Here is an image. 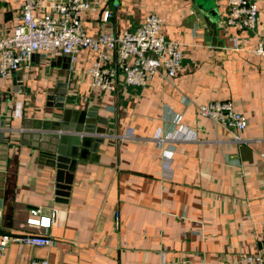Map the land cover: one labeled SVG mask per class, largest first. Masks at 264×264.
Wrapping results in <instances>:
<instances>
[{
    "label": "crops",
    "instance_id": "1",
    "mask_svg": "<svg viewBox=\"0 0 264 264\" xmlns=\"http://www.w3.org/2000/svg\"><path fill=\"white\" fill-rule=\"evenodd\" d=\"M89 1L81 22L90 35L158 13L163 34L181 42V66L145 88L119 75L111 92L89 83L92 51H36L0 77V232L52 239L9 240L0 264H233L255 252L264 236V56L253 48L264 0H253L252 29L228 25L227 0H213L215 32L193 0ZM21 4L0 0V33L17 24ZM221 99L245 116L246 142L197 112ZM162 134L170 138L160 144ZM31 208L49 225L28 223Z\"/></svg>",
    "mask_w": 264,
    "mask_h": 264
},
{
    "label": "built area",
    "instance_id": "2",
    "mask_svg": "<svg viewBox=\"0 0 264 264\" xmlns=\"http://www.w3.org/2000/svg\"><path fill=\"white\" fill-rule=\"evenodd\" d=\"M89 9H94L89 0H54L48 4H43L42 0H22L17 24L9 34L0 33V77H7L20 66L27 67L36 51L61 53L74 59L84 49L94 53L87 74L90 85L95 88L114 92L119 75L127 85L139 88L147 87L156 74L169 80L175 76L181 66V42L163 34L162 17L158 13L148 12L133 29L90 35L81 22V14ZM110 14L111 10H104L103 19ZM225 22L237 29L255 28L258 22L257 4L253 0H227ZM261 29L253 52L264 56V22ZM196 108L201 116L230 130L233 141H247L238 133L246 125V118L235 109L231 100L198 103ZM175 123L183 126L179 118L175 119ZM82 135L84 132L79 136ZM155 138L161 144L170 136L162 134ZM38 212V208H31L27 222L48 226L50 217L36 216ZM115 216L117 218V214ZM9 240L37 246L52 243L48 235L0 234V252ZM29 264H48V260L31 259ZM233 264H264V236H260L255 252L240 253Z\"/></svg>",
    "mask_w": 264,
    "mask_h": 264
},
{
    "label": "water",
    "instance_id": "3",
    "mask_svg": "<svg viewBox=\"0 0 264 264\" xmlns=\"http://www.w3.org/2000/svg\"><path fill=\"white\" fill-rule=\"evenodd\" d=\"M192 8L194 10V12L198 15V17H203L204 16V20L206 22V24H208L211 28V30L213 32L216 31V22L214 19V15L216 13L215 11V7H214V1L213 0H193V4H192ZM214 39H215V35H211V36H207L205 38L206 41H211V43H214ZM44 129L48 128L46 125L43 126ZM68 131H73L75 132V130L77 131V129H75V127H70V128H66ZM89 131V130H88ZM91 132V131H90ZM57 135H60L59 133L55 132ZM80 139H83L85 136H78ZM61 155V154H59ZM0 234H7V235H11V236H22V235H18V234H13V233H3L0 232Z\"/></svg>",
    "mask_w": 264,
    "mask_h": 264
}]
</instances>
